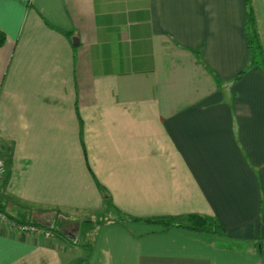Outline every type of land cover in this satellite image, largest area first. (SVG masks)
Wrapping results in <instances>:
<instances>
[{
    "label": "crops",
    "instance_id": "obj_1",
    "mask_svg": "<svg viewBox=\"0 0 264 264\" xmlns=\"http://www.w3.org/2000/svg\"><path fill=\"white\" fill-rule=\"evenodd\" d=\"M249 2L0 0V264H264Z\"/></svg>",
    "mask_w": 264,
    "mask_h": 264
},
{
    "label": "trees",
    "instance_id": "obj_2",
    "mask_svg": "<svg viewBox=\"0 0 264 264\" xmlns=\"http://www.w3.org/2000/svg\"><path fill=\"white\" fill-rule=\"evenodd\" d=\"M251 1V0H250ZM250 3V2H249ZM248 3V11H247V22H246V31L249 38L250 43V50H251V62L250 67H260L264 70V66L261 63V61H258V56L261 57L263 54V48L261 46L260 40H259V34L256 24V17L253 10V7L250 6ZM251 27V29L249 28ZM7 41V34L0 29V48L6 43ZM245 71H242L238 76L237 79H239ZM218 83L220 82V79L217 77ZM0 211L4 212L1 204H0ZM7 214V213H6ZM8 218L15 223L18 224H25V225H31L38 227L43 230H50L54 232L56 230L55 226L53 227H46L44 225L39 224L34 218L30 217H15L7 214ZM135 220H143L145 222H155L158 224H161L165 228H170L173 226L178 227H185L190 230L194 231H201V232H211L215 229H218L220 231H224L223 226L221 223H219L216 219L203 216L201 214H189L182 217L177 216H162L157 218H134ZM186 220V221H185ZM101 221V220H99ZM104 221V219L102 220ZM218 227V228H217ZM260 252H264V242H260L259 244Z\"/></svg>",
    "mask_w": 264,
    "mask_h": 264
},
{
    "label": "rangeland",
    "instance_id": "obj_3",
    "mask_svg": "<svg viewBox=\"0 0 264 264\" xmlns=\"http://www.w3.org/2000/svg\"><path fill=\"white\" fill-rule=\"evenodd\" d=\"M249 5L253 7L255 13L259 40L263 48V54L261 55V57L258 56L257 59L258 61H261L264 66V0H251ZM249 28L251 29V27Z\"/></svg>",
    "mask_w": 264,
    "mask_h": 264
},
{
    "label": "built area",
    "instance_id": "obj_4",
    "mask_svg": "<svg viewBox=\"0 0 264 264\" xmlns=\"http://www.w3.org/2000/svg\"><path fill=\"white\" fill-rule=\"evenodd\" d=\"M7 170V166L6 163L4 161V158L2 156V149L0 147V177L4 176ZM0 218L4 219V220H8V216L4 213L0 211ZM18 227L23 230V231H40V232H44L46 233V235L51 236L53 235V232L50 230H43L40 229L38 227L35 226H31V225H25V224H18Z\"/></svg>",
    "mask_w": 264,
    "mask_h": 264
}]
</instances>
